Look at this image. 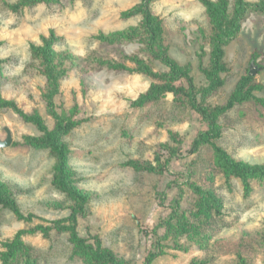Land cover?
I'll list each match as a JSON object with an SVG mask.
<instances>
[{
	"label": "rangeland",
	"instance_id": "1",
	"mask_svg": "<svg viewBox=\"0 0 264 264\" xmlns=\"http://www.w3.org/2000/svg\"><path fill=\"white\" fill-rule=\"evenodd\" d=\"M18 1L0 0V57L8 59L1 93L25 112L39 111L53 129L55 118L43 97L47 79L31 47L42 44L43 37H50L53 31L55 48L72 54L56 106L70 110L78 104L76 118L83 119L64 139L70 149L69 164L78 179L76 185L92 195L87 215L79 218L80 233L100 236L127 264H146L148 255L156 251L154 228L169 214V203L177 195L168 183L189 176L197 159L201 168L193 178L202 186L213 187L223 198V217L221 221L214 217L216 225L203 228L199 235H182L178 244L171 239L165 242L150 264H264V182L255 181L248 195L240 180L229 184L220 171L212 170L209 146L191 152L198 132L207 128L198 112L179 105L172 93L158 102L133 105L132 101L149 88L151 78L109 67V62L118 61L133 66L124 55L148 58L144 44L138 41L111 44L98 39L100 34L140 26L141 14L123 16L138 7L140 0H63L13 12L8 5ZM151 9L163 20L171 56L190 69L199 88L207 86L200 62L209 64L206 34L211 24L202 0H156ZM225 61V83L208 102L226 103L239 82L250 75L252 66L256 72L251 82L264 86V14L248 16L238 37L226 46ZM155 68L166 70L159 62ZM256 95L264 96V89ZM220 123L219 145L236 159L264 163V107L258 101L236 104L221 115ZM175 133L180 143L173 139ZM38 134L36 126L15 109L0 107V140L12 139L9 146H0V179L11 187L20 209L36 217L34 223L19 220L0 205V264L5 243L21 229L49 224L71 212L72 200L52 183L55 158L48 149L24 144L25 135ZM166 142L179 156L163 147ZM130 162L165 164L167 168L164 173L139 171ZM210 171H214L213 179L208 178ZM191 206L190 200L184 201V209ZM157 229L159 235L164 233V229ZM23 239L34 247L36 264H86L72 257L66 233L54 231L51 238L26 234Z\"/></svg>",
	"mask_w": 264,
	"mask_h": 264
},
{
	"label": "trees",
	"instance_id": "2",
	"mask_svg": "<svg viewBox=\"0 0 264 264\" xmlns=\"http://www.w3.org/2000/svg\"><path fill=\"white\" fill-rule=\"evenodd\" d=\"M63 0H19L8 5L13 12L23 11L25 8L39 4H56ZM156 0H140V5L123 13L124 17H131L136 14L142 15L141 25L130 27L126 30L116 31L110 34H100L98 39L111 44L138 41L144 44V50L148 58L138 54L124 55L126 62H109V67L119 71L140 73L151 78L149 88L133 100L135 106H145L149 103L158 102L167 94L172 93L179 101V105L185 108L190 107L199 113L207 125V128L200 130L193 141L191 152L198 153L203 147L209 146L213 152L212 170L217 169L225 176L231 184L233 179L240 180L243 184L246 195L250 194L255 181L264 182V163H249L234 158L224 147L218 144L217 140L222 135L220 117L227 110L239 103L250 100L258 101L264 107V96L258 97L257 90L264 89L262 84L252 83V75H246L237 85L228 101L224 104H212L207 101L217 89L225 83L223 73L227 70L226 46L238 37L243 28V23L252 13L264 14V0H233L232 9L230 0H202L210 20L211 28L206 34L210 42L209 64L205 65L201 59L200 68L207 75L208 85L199 88L190 69L180 64L169 53L165 43L163 20L153 13L151 4ZM57 37L54 32L50 37H43L40 45L32 44L33 57L39 60L40 71L47 79L46 89L43 93L48 104V112L55 118L53 129L49 128L39 111L33 113L25 112L18 107L13 100H7L2 96V77L5 64L8 59L0 57V107H11L16 110L26 121L33 123L39 131L38 135H25L24 144L38 149H48L55 158L54 175L52 183L61 193L66 194L72 200L71 212L62 218L50 220L49 224L37 223L33 227L21 229L11 240L5 243L6 250L2 253L3 264H36L38 257L34 247L28 244L23 237L26 234L41 233L45 238H51L53 232L68 234L71 244L72 257H79L86 264H127L118 258L116 252L104 245L98 235L84 236L79 230V218L88 213V204L91 193L79 189L76 185L77 177L75 171L69 164V146L64 140L82 121L76 116L79 114L78 104L70 110H58L56 96L60 93L61 81L66 76L67 64L72 54L58 51L55 46ZM258 56L254 55V59ZM156 62L166 67L165 71L155 68ZM173 139L180 143L178 133L173 134ZM163 147L172 150L173 156L178 152L166 142ZM179 156V155H178ZM172 159V157H170ZM160 159V157H158ZM169 159V161L171 160ZM137 170L147 172L164 173L165 164L153 165L151 162H130ZM189 169V176L181 180L176 177L168 183V188L176 189L177 195L169 203L171 211L161 218L154 228L156 251L148 255L147 263L162 252L165 242L170 239L178 244L182 235L195 232L202 233L203 228L214 227L213 218L221 221L223 217L224 201L214 192L213 187L200 185L197 176L201 168L197 159L192 162ZM200 167V168H199ZM213 179L214 171H210ZM192 177V179H191ZM197 178V177H196ZM192 206L189 210L184 209V201H189ZM0 205L11 210L19 220L34 223L36 218L33 213L25 214L19 207L11 187L0 179ZM218 224V223H217ZM164 229L159 235L158 229ZM175 244V245H176Z\"/></svg>",
	"mask_w": 264,
	"mask_h": 264
},
{
	"label": "water",
	"instance_id": "3",
	"mask_svg": "<svg viewBox=\"0 0 264 264\" xmlns=\"http://www.w3.org/2000/svg\"><path fill=\"white\" fill-rule=\"evenodd\" d=\"M255 72H256V70H255V68L252 66V67H251V70H250V75H254ZM11 141H12V139H11L10 136H9V137L7 138V140H5V141L0 140V146H1V147L9 146V145L11 144Z\"/></svg>",
	"mask_w": 264,
	"mask_h": 264
}]
</instances>
